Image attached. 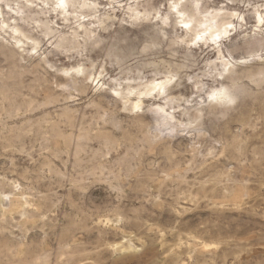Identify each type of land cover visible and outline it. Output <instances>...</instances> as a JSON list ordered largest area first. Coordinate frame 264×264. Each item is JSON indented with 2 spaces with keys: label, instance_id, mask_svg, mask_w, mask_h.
Returning a JSON list of instances; mask_svg holds the SVG:
<instances>
[{
  "label": "bare ground",
  "instance_id": "1",
  "mask_svg": "<svg viewBox=\"0 0 264 264\" xmlns=\"http://www.w3.org/2000/svg\"><path fill=\"white\" fill-rule=\"evenodd\" d=\"M56 3L0 0V264H264V3Z\"/></svg>",
  "mask_w": 264,
  "mask_h": 264
},
{
  "label": "clouds",
  "instance_id": "2",
  "mask_svg": "<svg viewBox=\"0 0 264 264\" xmlns=\"http://www.w3.org/2000/svg\"><path fill=\"white\" fill-rule=\"evenodd\" d=\"M183 2V0H182ZM229 3L232 2V0H228ZM66 4H67V7L66 8H59L57 7V3H56V8L58 9H68V8H72L74 9L75 11L73 12V14L76 16L77 18V23H79V21L81 19H83L84 17L80 16V12L84 9H88L90 10V13H93L94 15H90L88 18L89 19H99L101 21H103L104 19H107L108 17L107 16H101L100 12H99V9L101 7L104 6V4H106V8H105V13H107V11L109 9L115 11V8L116 6H119V7H123V5L119 4V0H104V4H102L101 0H66ZM200 7V3L197 2L196 3V8L199 9ZM228 25H231L230 22H226V27H228ZM189 28V27H188ZM90 32V29L88 30H85V37H77V39H85L86 43H87V39L86 37L88 36V33ZM74 37L77 36V34L73 33ZM197 37L199 36H196L195 39H197ZM200 39V38H199ZM197 39V40H199ZM98 46V45H97ZM84 46L83 45H80V48L78 49L77 47L73 46L70 51L72 52H79L80 49H82ZM80 54L82 55V52H80ZM76 69H81L82 71L81 72H77ZM53 71H56V69H53ZM87 69H85L83 67V65L79 66V67H74V68H71V69H66V70H62L61 71V74L65 77H85L86 74H87ZM67 73V75H66ZM172 80V83H174V77L170 76L169 78H167L165 81H168V80ZM164 81V82H165ZM189 82L191 83L192 82V78L189 77ZM114 83H119V82H114ZM168 84V85H170ZM61 87H64L65 90H68L67 89V85H61ZM153 88H155V95H154V100H160L161 98H163V104H164V107L161 108V107H157L155 109L153 108H149L148 110L151 111V112H155L157 117H158V128H157V131L160 133V134H170L174 131H176V129L178 127H183L181 125H178V123L174 122L173 121V117L171 116V113L170 112H165V108H168L171 106V103H172V99L171 97H169L164 89V91H160V89H158L156 87V85H153L152 86ZM197 87H201V85H197ZM119 92V91H118ZM120 93V92H119ZM140 95H147V96H153V91L151 89H149L147 92H144V93H140ZM122 99H125V97H121ZM137 103H139V101H137ZM33 264H39V261H33Z\"/></svg>",
  "mask_w": 264,
  "mask_h": 264
},
{
  "label": "rangeland",
  "instance_id": "3",
  "mask_svg": "<svg viewBox=\"0 0 264 264\" xmlns=\"http://www.w3.org/2000/svg\"><path fill=\"white\" fill-rule=\"evenodd\" d=\"M253 2H259V3H264V0H253ZM240 6L241 8H244L246 9V7H248V3L247 2H241L240 3ZM138 35H135L133 34L132 35V42L131 44L135 45L137 48H141V40L143 38V35L142 34H139L137 33ZM138 36V37H136ZM136 38V39H135ZM165 54V53H164ZM91 55H93L95 58H97L99 61H102L103 59H106L107 62H106V66H107V69L109 70V75L107 76V78H109V76L111 75L112 77L114 78H123L125 75L120 73V69L118 68V66L115 64V63H112L110 61L109 58H107V56L103 53V52H92ZM2 59V57H0V60ZM61 59L62 61H66L67 59L64 57V56H61ZM201 60H203V57L201 58ZM135 60H134V57H132L131 59V62L133 63ZM201 64H199L198 67H203L204 66V62H200ZM198 67H194L193 69H189V73H196V72H199V69ZM121 75H120V74ZM147 75H151L150 72H146ZM98 192V197H99V201H104L106 200V191L104 190H101L100 187L98 188L97 190ZM263 206H264V203H263ZM264 222V221H262Z\"/></svg>",
  "mask_w": 264,
  "mask_h": 264
},
{
  "label": "snow or ice",
  "instance_id": "4",
  "mask_svg": "<svg viewBox=\"0 0 264 264\" xmlns=\"http://www.w3.org/2000/svg\"><path fill=\"white\" fill-rule=\"evenodd\" d=\"M57 7H59V8H66V7H67L66 0H57ZM260 23H261L262 25H264V17H262V18L260 19ZM183 26H184L185 28L190 27L189 24H184ZM231 27H232V25H228V28H231ZM223 35H224V36H227V32L225 31V32L223 33ZM199 38H200V37H197V39H199ZM220 38H221V36H220L219 34H217V35L214 37V40H219ZM76 71L79 73V72H81L82 70H81V69H76ZM66 75H67V73H66ZM171 82H172V80L170 79V80H168V81L163 82L162 84H157L156 87H157L158 89H160V91L163 92L164 89H165V87H166L168 84H170ZM115 95L119 96L120 93L117 91V92L115 93ZM209 98L212 99V100H223V101H226V102H228V103H232L231 98L228 97V96L225 94V92H224L223 90L218 91V92H213L212 95H211ZM138 108H139V104H137V109H138Z\"/></svg>",
  "mask_w": 264,
  "mask_h": 264
}]
</instances>
